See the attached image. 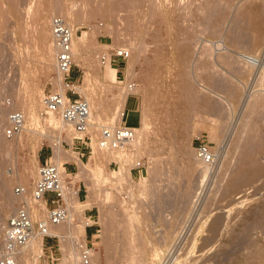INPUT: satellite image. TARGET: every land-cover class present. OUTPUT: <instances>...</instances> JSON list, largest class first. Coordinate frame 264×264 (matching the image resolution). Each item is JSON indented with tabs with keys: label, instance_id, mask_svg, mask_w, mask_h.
Masks as SVG:
<instances>
[{
	"label": "rangeland",
	"instance_id": "rangeland-1",
	"mask_svg": "<svg viewBox=\"0 0 264 264\" xmlns=\"http://www.w3.org/2000/svg\"><path fill=\"white\" fill-rule=\"evenodd\" d=\"M154 1H156L154 4L157 5V7L154 5V8L150 5V2L140 3L137 0L139 5L137 3L134 4L136 1H132L134 5L131 3L135 7L134 9L132 6L134 12L130 6L131 1H129V4L122 6V9L125 7L128 11L127 9L125 11L122 9L119 10L120 17L124 15L122 16L124 20L118 16V27L121 30L123 29V31H130V34L128 33L130 36L127 35V38L131 42L134 41L132 42L134 44V50L131 51L129 49L131 55L124 62L125 69L121 70L122 62L113 63L121 72L120 76L116 77V68L114 66L110 64L102 66L97 60V54L100 51L108 47L123 46L124 42L126 43L124 41L125 39L116 40V37H114V21L106 15L105 8L97 12L94 16L83 13L81 18H78L74 14L78 11L77 8H80V2H77V0H59V3L61 2L60 4L58 3L59 7L55 3V0H0V106L7 108L6 100L12 102V99H10L12 98L11 96L17 94V97L20 96V99L25 102L31 101V107L26 105L25 113L27 116L29 112L28 108L32 109V114L38 124L34 131H22L20 136H17L11 141L13 144L10 142L11 145L9 144L10 146L8 145V148L0 152V163H2L0 166L4 165V167H0V172H2L0 176L6 179L7 176H17L23 170H30L31 175L26 190V196L29 197L37 177V168L40 165L38 155L40 153L45 155L48 152V155L51 156L50 150H53L54 137H59L64 152L68 154L72 153V151L75 152L81 158L84 165L90 171H93L90 173L92 174V181H95L94 184L96 182L99 184L96 188H100V194L98 193L96 195L95 186L93 187L92 185L90 190V186L85 182L86 180L80 177H74V174L78 171L76 163L68 165V162L63 158L58 163L54 159H51L60 168L64 165L69 166L66 170L67 177L65 179L68 186L74 190L78 189V198L80 201L91 203V207L87 208L91 209V211H85V214L83 213L82 216L85 217L88 213L93 215L91 220L92 222L95 221L97 232L93 234L92 239H89L88 247L99 252L101 264H105L106 257L112 252L115 253V250L116 259H114V255L112 256L115 260H113L114 262H117L123 256L121 244L124 240L122 239V242L121 238H118L116 227L114 228L113 226L108 229L109 226L105 223L106 221L108 223L111 218L114 221L115 213L117 214L121 210H126L125 212L129 214L126 213L125 215H130V217L134 218L133 223L135 222L136 224V221L139 223L137 224L141 232L151 237L157 236L160 230L165 229L168 231L167 228L169 227L171 231L174 228L177 232L184 230L183 236L180 237L181 239L179 240V237L177 238L174 235V238L169 242L167 247L157 245L159 249L156 248V251L149 247L143 249L141 256L145 260H143L145 264H169L176 256H178L176 264H264V173H262L263 175L258 174L256 177H252L250 179L251 182L247 180L245 184L243 182L231 189L228 188L231 173L238 168L237 160L240 158V149H242L241 146H243V136L245 134L243 132L244 135L240 137L242 131L239 132L241 124L238 123L240 115L237 107L233 109V114L230 117L233 121L235 118L237 120L232 122V124L230 120H227L226 124L223 125V114L230 111L224 105L226 102L223 101L221 103V101H218L221 104L216 102L215 99L217 98L212 97L210 93V90L216 93L218 92L225 99L230 100L229 93L226 95L228 92L226 90L230 88L236 91L238 95L240 94V97L243 96L244 90L241 89L244 88L239 81L245 85L253 83V70L252 68H248L242 72V69L239 68L244 64L238 60H236V64L233 63L232 69L226 63L227 59L225 61H220L219 58L216 59L215 57L217 55L213 56V51H210L212 53L209 54L212 57L206 54L208 50H212L213 48L210 42H223L227 50L236 49L239 52L258 53V55H261V44L259 46L252 45L242 50L245 47L246 36H251L250 33H256L254 31L255 28L254 26H240L239 19L237 20L236 17L233 18L240 10H243V8L237 10V7L240 8L243 5L242 2H239L241 0H235L234 4L236 3L237 7L235 6L236 4L229 3L230 0H217L218 8L214 5L217 3L213 2L214 0ZM207 1L213 6L206 3ZM219 2H221V5L224 3L227 5L220 6L223 11L219 10L221 9ZM246 2V6H250V13H254V5L264 4V0H247ZM124 3H126V0H124ZM53 4L55 8L62 7L64 21L74 31L73 46L75 50L79 43L76 37L81 36L83 31H86L89 35L92 33L95 36L94 43L90 39L86 41L87 45H91L90 48L88 45L87 54H92V60L90 62L73 60V66L70 72V79H73V84L78 87V90L77 88H74V90L81 98H84L88 102H90L91 97L100 99L107 109L105 115L109 117L114 108V103H117L118 107L121 104V94L124 93L123 90L126 91V83L129 80L136 81V88L139 87L138 89H140L135 92V99L138 102V118L136 113L128 112L125 118V124L135 125L139 121L138 126H135L134 129L137 128L139 131L144 129L146 133L145 139L137 147L138 149H128L129 146L128 148L126 146L125 153H127L121 157L115 158V155L112 158L101 157L98 155L101 152V149L97 145L99 141L98 136H96L97 138L93 137L90 131L86 130L82 141L74 140L71 145L68 139H72L74 136L61 128L59 129L57 125L52 126L48 114L42 113V96L50 91L59 92L58 85L56 83H54L56 85H53L52 82V79L54 81V78L56 79L58 76L55 68V57L52 49V37L49 25L51 18L58 16L56 14L57 10L55 12L52 6ZM199 4L201 7L204 6L202 9H204L203 12L206 10L205 13H200L202 9L199 7ZM128 5L130 6L129 8L127 7ZM214 6L217 9H213ZM92 7H95V5L92 4ZM150 8L155 10H151L152 14L150 13ZM233 8L236 10H233ZM209 10L218 11L217 13L214 11L216 13L214 15L215 18L212 16L211 20L214 23V30L205 31L206 26L204 27L203 25L210 18L209 16L211 14ZM203 15H206L208 19L206 20V17L204 18ZM253 15L258 17L257 20L260 17L259 25L261 20L264 21V15L262 13H255ZM242 18H244L243 14ZM234 19L238 21V24L236 21H232ZM119 20L123 21L120 22ZM201 22L203 24L200 25L199 23ZM233 22L237 25L232 24ZM246 22L243 19V23L245 24ZM127 23L130 25H127ZM124 24L126 25L125 28ZM105 26L109 28L107 29ZM202 26L204 30H202ZM236 37H238L237 40ZM140 40L141 42L143 41L142 43L146 47L142 46ZM239 44L242 46H239ZM97 45L100 48H97ZM139 45L140 47H144L142 48V53L139 51ZM124 47L128 48L129 46L124 45ZM136 49L140 54L137 52V55ZM225 53L221 54L225 56ZM199 54L200 56L198 58ZM221 54L219 55L222 56ZM238 62L239 66H241L236 68ZM197 69L198 73H200V77L198 75V78ZM237 69L238 71L241 70V72L237 73ZM124 71L126 72L124 73ZM190 73V76L194 78L193 80L188 76ZM228 79L230 81H227ZM213 81L216 82L213 83ZM231 83L232 85L234 84V87ZM202 86L205 87L203 88ZM206 87L207 91H205ZM223 89L226 90L223 91ZM253 90L263 92L262 95L264 97V81L256 83ZM194 95L197 96V99ZM75 97L77 95L73 96V98ZM199 98L202 100L200 101ZM135 99L132 97L129 99V107L134 105ZM214 102L216 106L220 104L222 107L220 105L218 106V112H216L217 110L214 111L213 106L211 107V105L215 106ZM202 108L203 110H201ZM196 109H199L201 112L199 110L196 111ZM261 110H263V114L260 116L259 113H262ZM258 112V115L252 121L257 122L256 124L260 128L261 133L257 131L258 127H256L255 132H258L256 134L260 133L261 135L264 134V124H262L264 122V106ZM220 113H223L222 116L219 115ZM187 118L190 119L188 120ZM202 118L203 122L198 123L197 120H202ZM5 126L0 130V138H5L3 134ZM231 130L232 132L234 130V132L231 143L227 147L226 144L229 142L226 140V136L228 133L230 135L232 134L230 132ZM255 132L253 131L254 134ZM45 134H51L53 140L48 139ZM198 135L207 138L213 148L218 150L219 161L214 169L210 166L207 167L210 170L207 169L206 171L208 175L205 173L206 180H204L199 197V204L201 203L202 206L199 207V211L190 213V205L186 206L181 201H183L184 190H187V188L193 190L199 183L198 175L201 169L194 162L196 156L193 149L194 139ZM238 138H241V141L237 148L236 145L234 147V144ZM5 139L9 141L10 138ZM260 155L264 156V154ZM138 160L143 162L144 167L142 170L134 169V165ZM155 165L159 169L157 172L159 179L155 178L154 172H152V168ZM200 168H202L201 165ZM98 171L101 172L100 175H98ZM98 180L100 181L98 182ZM189 184L194 185L192 186L193 188H189ZM16 186H20V184L14 182L11 186V190H14L13 192L15 194ZM153 188L156 189V196L149 194L150 189ZM161 192L165 194L163 193V195ZM160 199L162 200L159 201ZM22 200L15 203L13 208L17 209L23 203ZM48 200H50V196H48ZM179 203H183L186 209L182 208ZM51 207L52 205L49 203L47 206L48 210ZM13 208L3 209L0 214V224L6 220L13 210H16ZM76 208L77 211L81 209L79 205ZM161 209H164V215L161 213L163 211ZM181 209H183L182 212ZM124 211L122 212L124 213ZM181 213L182 217L184 215L188 217L189 215V218H186L188 219L187 222H185L186 220L184 221L185 217L182 219ZM105 215L110 216V218L108 217L109 220H107ZM217 216H221L219 217L220 219ZM161 217L162 219L159 220ZM166 218H169L170 221L168 219L166 220ZM216 219V222L218 220L222 222L220 225V221L217 223V228L219 229H216V234H214L215 232L213 233L210 229V223ZM35 220L38 219L36 218ZM82 221L84 222V218L74 216V223L82 225ZM165 221H167L168 225H164L167 224ZM163 222L165 223L163 224ZM188 228L189 231L187 230ZM90 231H92V228H89L88 232ZM109 232L110 234L107 235ZM82 238L80 235L79 240ZM106 238L109 240V244L104 241ZM1 240L2 234L0 233V244ZM62 243L57 234L43 237V255L38 259L39 261L37 263L32 257L33 255L30 256L31 262L29 261L26 264H34V262L35 264H68L63 262L64 246ZM114 248L115 250H113ZM92 264H96V262Z\"/></svg>",
	"mask_w": 264,
	"mask_h": 264
},
{
	"label": "bare ground",
	"instance_id": "bare-ground-1",
	"mask_svg": "<svg viewBox=\"0 0 264 264\" xmlns=\"http://www.w3.org/2000/svg\"><path fill=\"white\" fill-rule=\"evenodd\" d=\"M54 1V0H53ZM80 2V8H77V10L78 11H76V13H74V14H76L77 15V17L79 18H81V15L83 14V13H87L89 16H94L97 12H100L103 8H105V13H106V15L109 17V18H111V19H113V21H114V27H113V32H114V37H116V40L118 39V40H120V39H125L124 41H126V43L124 42V45H127V46H129L128 47V49H130L131 51H133L134 50V48H133V45L134 44H132V42H134V41H130V39L129 38H127V35L128 36H130L129 34V32L127 31V30H124L123 31V29L121 30L119 27H118V16L120 17V9H122V6H125L126 4H129V1H131L130 2V4L132 3V1H136L134 4H136L137 3V0H126V3H124V0H77V2ZM99 1V2H98ZM212 1V0H211ZM221 1V0H220ZM247 0H241V1H239V2H242L243 3V5L242 6H240V8L239 7H237V4L235 5L234 4V2H235V0H230V2L229 3H233L236 7H237V10H239V9H242L243 8V10H240L233 18H237V20L240 22L239 23V25L240 26H244V25H246V26H248V27H251V26H254V28H255V32L256 33H250L251 34V36H246L247 37V39H246V42H245V44H244V46L245 47H243L242 48V50H244V48H246V47H251L252 45L254 46V45H256V46H259L260 44L262 45V54L261 55H258V53H256V54H252V53H247V52H239V50L237 51L236 49L235 50H231V49H228L227 50V47L226 46H224V44H223V42H210V44H211V46L213 47L212 48V50H208L207 51V53L206 54H210V53H212V52H210V51H213V53H212V55L213 56H216L215 58L217 59V58H219L220 59V61H225L226 59H227V61H226V63L228 64V66L230 67V68H232L233 69V65L234 64H236V60H238V61H240V62H242V64H244V65H240L239 66V62H238V66L236 67V68H238V67H240L239 69H242V72L243 71H245V70H247L248 68H252V70H253V72H252V77H253V79H254V81H253V83H251V84H244L243 82H241V81H239L240 82V84H242V87L244 88V89H241V90H244V94H243V96H241L240 97V94L238 95V93H236V91H233V90H231L230 88H229V90H226V89H223V91H225L226 90V92H227V94L226 95H228V93H229V99L230 100H227V99H225V97L222 95V94H219L218 92L216 93V92H213V91H211L210 90V93L212 94V97H214V98H217V99H219V100H217V99H215L216 100V102H218V101H221V103L224 101V102H226V104L224 103V105L225 106H227V110H229L230 112H228L227 110V112L225 113V114H223V117H222V119H223V125H225L226 124V122H227V120H230L231 121V124H232V122H235V120H237L235 117H237V116H235V117H232V118H235V120L233 121V119H231L230 117H231V115L233 114V109L235 108V107H237V110H239V115H240V119H239V121H238V123L239 124H241V129L239 130V132H241V135H240V137H242L244 134V142L242 143V145L243 146H241L242 147V149H240L241 150V152H240V158L237 160L238 161V168L235 170V171H232V173H231V176H230V180H229V183H228V188L229 189H231V188H233L234 186H236L237 184H239V183H243L244 182V184L246 183L245 181H249L252 177H256V175H258V174H262V173H264V156L263 155H260V154H264V134H261L260 135V128H259V126L256 124L257 122H254V121H252V119L253 118H255L257 115H258V110H260L263 106H264V97H263V92L261 93L260 91H256V90H253V88H254V86H255V84L256 83H258V82H263L264 81V21L263 20H261L260 21V25L258 24L259 23V20H260V17H259V19L257 20V16H255V15H253V14H255V13H262L263 15H264V4L263 5H254V3H253V5H254V13L253 12H251L250 13V9H249V7L250 6H246L247 5V2H246ZM18 2V1H17ZM128 2V3H127ZM138 2H140V3H144V2H150V5L151 6H153V8H154V5H156V4H154L156 1H154V0H138ZM213 2H217L216 4H214V5H216L217 6V8H218V1L217 0H214ZM223 2V1H222ZM15 3H16V1H15ZM55 3L57 4V6L59 7V5H58V3H59V0H55ZM61 3V2H60ZM59 3V4H60ZM123 3H124V5H123ZM132 3V4H133ZM203 3H204V1H203ZM206 3H209L208 1L206 2ZM221 2H219V4H220ZM252 3V2H251ZM92 4H94L95 5V7H92ZM130 5L131 6V8H132V10H133V5ZM138 4V3H137ZM209 4H211V3H209ZM226 3H224V4H222L223 6H227V5H225ZM139 5V4H138ZM212 5V4H211ZM221 4L219 5V7L220 6H222ZM252 5V6H253ZM53 7H54V4L52 5ZM129 5L127 6L128 8L130 7ZM133 6V7H132ZM135 6H137V5H135ZM191 6V5H190ZM213 6V5H212ZM222 6V7H223ZM58 7H54V10H55V12H56V10H57V12H56V14L58 15V16H53V17H60V18H62L63 20H64V13L62 12V7L61 8H58ZM156 7H157V5H156ZM199 7L202 9L204 6H200V4H199ZM198 7V8H199ZM229 7V6H228ZM236 7H234V8H236ZM124 9H122V10H124L125 11V9H127V8H125V7H123ZM138 8V7H137ZM152 8V7H151ZM150 8V13H151V10H153V9H151ZM196 8V7H195ZM213 8V7H212ZM217 8H215V6H214V8L213 9H217ZM221 8V7H220ZM230 8V7H229ZM233 8V10H236V9H234ZM134 9H135V7H134ZM201 9H197V10H201ZM232 9V8H231ZM131 10V9H130ZM131 10V11H132ZM141 10V9H140ZM158 10V9H157ZM203 10L204 9H202L201 10V12L200 11H198V12H200V13H202L203 12ZM219 10H222L223 11V9L221 8V9H219ZM127 11H128V9H127ZM153 11H155V10H153ZM206 11V10H205ZM205 11L203 12V13H205ZM210 11V18L208 19L207 17H206V15H207V13H206V15H203L204 16V18L207 20L205 23H204V27H205V31L206 30H208V31H212V30H214L213 28H214V23H212V16L215 18V14L217 13V11L218 10H213V11H211V10H209ZM216 13H215V12ZM28 12H29V10H28ZM133 12H134V10H133ZM182 12V11H181ZM187 12V11H186ZM231 12H232V10H231ZM17 13V12H16ZM117 13H119L118 15H117ZM220 13V12H219ZM236 13V12H235ZM234 13V14H235ZM253 13V14H252ZM29 14V13H28ZM141 14V13H140ZM152 14V13H151ZM199 14V13H198ZM209 14V13H208ZM242 14L244 15V18H242ZM122 16H124V15H122ZM121 16V17H122ZM126 16V15H125ZM208 16V15H207ZM120 17V18H121ZM18 18V17H17ZM123 18V17H122ZM127 18V17H126ZM128 18H130V17H128ZM203 18V19H204ZM229 18V17H228ZM204 19V20H205ZM232 19V18H231ZM240 19H241V21H240ZM243 19L244 20H246L247 22L244 24L243 23ZM51 20H52V18H51ZM51 20H50V22H51ZM123 20H124V18H123ZM123 20H119L120 22L121 21H123ZM127 20V19H126ZM7 21V20H6ZM79 21V20H78ZM203 21V20H202ZM232 21H236V19H234V20H232ZM238 21H236V23L238 24ZM65 22V21H64ZM232 23V24H234V25H237V24H235V23ZM66 23V22H65ZM231 23V22H230ZM67 24V23H66ZM200 25L201 24H203L202 22L201 23H199ZM49 25H51V23L49 24ZM68 25V24H67ZM107 25V24H106ZM127 25H130V24H128L127 23ZM195 25V24H194ZM224 25V24H223ZM111 26V25H110ZM203 26L201 27L202 28V30H204V28H203ZM222 26V25H221ZM68 27L72 30V28L68 25ZM95 27V26H94ZM97 27V26H96ZM107 29L109 28L108 26H105ZM126 27V25L124 24V28ZM128 27V26H127ZM216 28H217V26H215ZM220 27V26H219ZM219 27H218V30H219ZM232 27H233V25H232ZM97 29V28H96ZM95 29V30H96ZM103 29V28H102ZM127 29V28H126ZM132 29V28H131ZM210 29V30H209ZM212 29V30H211ZM224 29V28H223ZM258 29V30H257ZM50 30H51V27H50ZM98 30V29H97ZM111 30V29H110ZM202 30H200V31H202ZM217 30V29H216ZM215 30V31H216ZM73 31V30H72ZM109 31V30H108ZM205 31H203L204 33H205ZM97 32V31H96ZM214 32V31H213ZM212 32V33H213ZM129 33V34H128ZM215 33V32H214ZM218 33H219V31H218ZM187 34V33H186ZM240 35V34H239ZM249 35V34H248ZM73 36H74V31L72 32V40H71V50H72V57H73V60L74 61H83V62H90V60H92V54L91 55H88L87 53H88V45H87V43H86V41L87 40H91L93 43H94V38H95V36H94V34H90L89 35V33H87L86 31H83V34L81 35V36H77L76 38L78 39V41H79V43H78V47H77V49L75 50L74 49V46H73ZM186 36V35H185ZM241 36V35H240ZM199 37H200V35H199ZM198 37V38H199ZM239 37V36H238ZM238 37H236V40L238 39ZM142 38V37H141ZM185 38V37H184ZM197 38V39H198ZM115 39V38H114ZM183 39V38H182ZM192 39V38H191ZM244 39V38H243ZM184 40V39H183ZM194 40V39H193ZM192 40V41H193ZM202 40H204V39H202ZM241 40H242V37H241ZM185 41V40H184ZM186 41H187V39H186ZM198 41V40H197ZM206 41V40H205ZM143 42V41H142ZM141 42V40H140V43H142ZM179 42H181V41H179ZM189 42V41H188ZM201 42V41H200ZM241 42V41H240ZM236 43H239V42H236ZM241 43H244V42H241ZM144 43H142V46H144V47H146L145 45H143ZM204 44V43H203ZM119 45H121V44H119ZM123 45V44H122ZM124 45L123 46H119V47H124ZM141 45V44H140ZM140 45H139V51L141 52H143V50H142V48H144V47H140ZM205 45H207V44H205ZM204 45V46H205ZM230 45H232V44H230ZM241 44H239V46H240ZM90 46L91 45H89V48H90ZM136 46H137V44H136ZM135 46V47H136ZM193 46V45H192ZM238 46V45H237ZM242 46V45H241ZM53 47V46H52ZM138 47V46H137ZM203 47V46H202ZM97 48H100V46L99 45H97ZM233 48H235V47H233ZM239 48V47H238ZM237 48V49H238ZM53 49V52H54V48H52ZM137 50V49H136ZM145 50V49H144ZM138 50L136 51V53L137 52H139ZM196 51V50H195ZM140 52H139V54H140ZM141 52V53H142ZM209 52V53H208ZM227 53V55H226V53ZM145 53V52H144ZM202 53V52H201ZM200 53V54H201ZM221 53H225V56L224 55H222ZM200 54L198 55V58H199V56H200ZM205 53H204V55H206ZM219 54H221L222 56H220ZM98 55V54H97ZM137 55H138V53H137ZM136 55V56H137ZM140 56V55H139ZM211 55H209V57H210ZM201 57H202V54H201ZM212 57V56H211ZM136 58V57H135ZM213 60V59H212ZM135 61V60H134ZM137 61V60H136ZM197 62V61H196ZM198 63V62H197ZM213 63H214V61H213ZM234 63V64H233ZM106 64H109V63H106ZM129 64V63H128ZM189 64V63H188ZM194 64H195V62H194ZM212 64V63H211ZM241 64V63H240ZM111 65V64H110ZM196 65V64H195ZM214 65V64H213ZM191 66V65H190ZM132 67V66H131ZM196 67V66H195ZM227 67V66H226ZM235 68V69H236ZM132 69V68H131ZM221 69V68H220ZM234 69V70H235ZM194 70V69H193ZM207 70H209V69H207ZM231 70V69H230ZM206 71V70H205ZM194 72V71H193ZM196 72V71H195ZM233 72H236V71H233ZM241 72V70L240 71H238V69H237V73H240ZM200 73H198V69H197V78H198V75H199ZM191 75V73L188 75L189 77H191L190 76ZM199 77H200V75H199ZM192 78V77H191ZM196 78V79H197ZM221 78H222V76H221ZM194 78H192V80H193ZM219 79V78H218ZM189 80H190V78H189ZM191 80V81H192ZM227 81H230L229 79L227 80ZM238 81V80H237ZM52 82H53V85H58V89H59V92L58 93H60V94H62V95H65V89H66V87H65V85H64V82H63V76L62 75H60V74H58V76H57V78L55 79L54 78V81H53V79H52ZM216 81H213V83H215ZM223 82V81H222ZM54 83H56V84H54ZM218 83V82H217ZM230 83V82H229ZM250 83V82H249ZM24 84V83H23ZM238 84V83H237ZM197 85H198V83H197ZM201 85V84H200ZM214 85H216V84H214ZM231 85H232V83H231ZM234 85V84H233ZM232 85V86H233ZM236 85V84H235ZM191 86V85H190ZM226 86V85H225ZM203 88L205 87V86H202ZM223 87H224V85H223ZM227 87V86H226ZM234 87V86H233ZM24 88V87H23ZM73 88H77V90H78V87H77V85H74L73 84ZM110 88V87H109ZM139 88V87H138ZM138 88H136L135 89V92L137 91V90H140V89H138ZM202 88V89H203ZM15 89V88H14ZM58 89H57V91H58ZM108 89V88H107ZM125 89V88H124ZM201 89V90H202ZM126 90V89H125ZM197 90V89H196ZM222 90V89H221ZM203 91V90H202ZM205 91H207V87H206V90ZM204 91V92H205ZM222 91V92H223ZM29 92V91H28ZM112 92V91H111ZM123 92L124 93H122L121 94V96H122V102H121V104L119 105V107H118V104L117 103H114L115 105H114V108H113V110H112V113L109 115V117L108 116H106L105 115V112L107 111V109L104 107V104L102 103V101H100V99H98V98H96V97H91V100H90V102H88L87 100V103H88V126H87V130L88 131H90V134H92V136L93 137H96V136H98V138H99V136H100V131H101V129L102 128H104V127H114V126H118L119 124H120V122H121V112L123 111V108H124V104H125V101H126V98H127V91H124L123 90ZM204 92H202V93H204ZM208 92H209V90H208ZM190 93V92H189ZM202 93H200L201 95H202ZM225 93V92H224ZM10 94V93H9ZM200 94H198V96L200 95ZM196 95H197V93H196ZM204 95H205V93H204ZM203 95V96H204ZM30 96V95H29ZM188 96V95H187ZM12 98H10V99H12V102H10V106L8 107L7 106V108L5 107H2V106H0V130H2L3 129V127L5 126V124L7 123V116H8V112L10 111V110H16V109H19L20 111H22L23 113H24V116H25V120H24V125H23V130L22 131H25V132H31V131H34L36 128L35 127H37L38 126V124H37V122H36V120H35V118H34V115L32 114V109H30V108H28L29 109V112L27 113V116H26V113H25V107H26V105L28 106V107H31L30 106V102L31 101H24V100H22V99H20V96L19 97H17V94H13L12 96H11ZM116 97V96H115ZM194 97H196V99H197V96H195L194 95ZM200 97V96H199ZM29 98V97H28ZM31 98H32V96H31ZM66 98H67V96H66ZM191 98V97H190ZM200 98H202V96L200 97ZM199 98V99H200ZM228 98V97H227ZM109 100V99H108ZM191 100V99H190ZM202 99H200V101H201ZM111 101H112V99H111ZM195 101V100H194ZM210 101H211V99H210ZM28 102V103H27ZM205 102V101H204ZM208 102V101H207ZM5 103V102H4ZM215 103V102H214ZM218 103H220V102H218ZM217 103V104H218ZM220 103V104H221ZM192 104V103H191ZM207 104V103H206ZM213 104V103H212ZM220 104H218V106L220 105ZM32 105V104H31ZM223 105V104H222ZM190 106V105H189ZM203 106V105H202ZM213 106V108H214V111H216V112H218V106H216V103H215V106L214 105H211V107ZM224 106V107H225ZM33 107V106H32ZM112 107H113V105H112ZM220 107H221V105H220ZM223 107V108H224ZM110 108V107H109ZM207 108H209V107H207ZM206 108V109H207ZM222 108V107H221ZM226 108V107H225ZM224 108V109H225ZM205 109V108H204ZM224 109H222L223 111H224ZM109 110V109H108ZM194 110V109H193ZM192 110V111H193ZM199 110V109H198ZM197 109H196V111H198ZM201 110H203V108L201 109ZM221 110V109H220ZM219 110V111H220ZM28 111V110H27ZM200 111V110H199ZM213 111V110H212ZM222 111V112H223ZM263 110H261V112H262ZM109 112H110V110H109ZM201 112V111H200ZM207 112V111H206ZM222 114L220 113L219 115H221L222 116ZM228 114H229V116H228ZM261 114H263V112L262 113H259V115L261 116ZM48 116L50 117V124L52 125V126H56L57 125V127H59V129L61 128L62 130H64V131H66V132H69L70 134H72L74 137L71 139H68V142H69V144H71L72 145V143L74 142V139H80V134H75L74 132H72L71 131V129H70V127L69 126H66L64 123H63V121H62V119H61V116H60V114L59 113H54V112H49L48 113ZM190 117V116H189ZM258 118V117H257ZM188 119V118H187ZM190 119V118H189ZM188 119V120H189ZM264 120V119H263ZM262 120V121H263ZM187 121V120H186ZM229 121V122H230ZM197 122L198 123H202L203 122V118H202V120H197ZM261 122V121H260ZM237 123V124H238ZM262 124H264V122H262ZM257 125V126H256ZM6 127V126H5ZM144 127V126H143ZM224 127V126H223ZM256 127H258L257 128V131H259L260 133L259 134H256V133H258V132H255L256 130ZM133 128V131H134V137H133V139L131 140V141H129V142H127V143H125L124 145H122V146H120V147H118V148H115V149H104V148H101V147H99V141L97 142V145H98V148L99 149H101V152L98 154L99 156H104V157H107V158H112V156H114L115 158H118V157H121L123 154H126L125 153V148H126V146H127V148H128V146H129V148L128 149H132V148H137L138 146H140V144H141V142L145 139V135H146V133L144 132V129H142V130H140L139 131V129L137 130V128L136 129H134V127H132ZM231 129H232V127H231ZM235 130V129H234ZM234 130H233V132H234ZM253 131L255 132V134L253 133ZM230 132H232V130L230 131ZM233 132H232V134L230 135L229 133L227 134V136H226V140L229 142H226V143H228V144H226V146L228 147L229 145H230V143H231V138H232V136H233ZM243 132H244V134H243ZM21 134V133H20ZM20 134L19 135H17V136H20ZM238 135H239V133H238ZM16 136V137H17ZM45 136L46 137H48V139H52L53 140V137H52V135L50 134H48V135H46L45 134ZM231 136V137H230ZM16 137H12V138H10L9 139V141H8V139H5L4 137H1L0 138V152L1 151H3L4 149H6V148H8L11 144H10V142L11 141H13ZM237 137V136H236ZM55 139L53 140V144H54V146H53V150H52V153H51V156H52V158L55 160V162L56 163H58L59 162V160L61 159V158H63V159H65L67 162H74V163H76V165H77V173L76 174H74V177H80V178H83L84 180H86L85 182H87V184L90 186V190H91V186L93 185V187L95 186V191H96V193H95V191H94V193L97 195L99 192H100V188L98 189V188H96L99 184L96 182L95 184H94V180L92 181V172L93 171H90L89 169H88V167H86L85 165H84V163H83V161L81 160V158L75 153V152H73L72 151V153H70V154H68V153H66V152H64V150L62 149V147H61V144H60V138L59 137H54ZM97 138V137H96ZM239 139V138H238ZM237 139V140H238ZM99 140V139H98ZM236 140V142H235V144H234V147H235V145H236V147L238 148V144L240 143V141H241V138L239 139V141H237ZM255 140V141H254ZM252 141H254V142H252ZM12 143V142H11ZM10 144V145H9ZM13 144V143H12ZM9 145V146H8ZM143 145V144H142ZM223 145V144H222ZM138 149V148H137ZM136 150V149H135ZM130 151V150H129ZM226 151V150H225ZM221 153V152H220ZM257 153V154H256ZM76 154V155H75ZM191 155V154H190ZM51 156H50V159H51ZM117 156V157H116ZM238 157V156H237ZM196 160V161H195ZM3 162V161H2ZM194 162L197 164V166H199V169H201V170H199V183H198V186L196 187V185H195V189L192 187V186H194V185H190L189 186V188L190 187H192L193 188V190H191V188L190 189H188L187 188V190H184V192H183V201H181V202H183V203H185L184 205H186V206H188V205H190V213L191 212H193L194 213V211H199L200 210V206H202L201 205V203L199 204V197H200V194H201V188H202V186H203V184H204V180H206L205 179V173L207 174L208 172H206L207 171V169H209V168H207L208 166L207 165H205V164H202L196 157L194 158ZM194 163V164H195ZM2 163H0V165H1ZM182 164V163H181ZM236 164H237V162H236ZM157 165H158V163H157ZM200 165L202 166V168H200ZM233 165V164H232ZM62 166V165H61ZM160 166V165H159ZM1 168L2 167H4V165H2V166H0ZM0 168V169H1ZM98 168H100V167H98ZM158 167L155 165L153 168H152V172H154V176H155V178H157V179H159V177H157L158 176V171H159V169H157ZM160 168V167H159ZM126 169V168H125ZM58 170H59V176H60V180H61V183H62V187H63V200H64V203H65V205H66V208H67V211H68V218L65 220V221H63V222H61V223H59V224H51V223H49V221H48V208H47V205H46V200H45V198H42L41 200H38V201H32L29 197H27L26 196V193L25 194H22V195H18V194H15L12 190H11V186H12V184L14 183V182H18L19 184H20V186H23V187H25V189L27 190V188H28V183H29V178H30V175H31V171L30 170H23V171H21V173L20 174H17V176H14V175H10L8 178L6 177V179L5 178H2V176H0L1 178H0V202H1V207H0V214L2 213V211H3V209H12L13 208V205L15 204V203H17V202H20V200L21 199H23L22 201H23V203L24 202H26L27 203V206H28V208L30 209V211H31V214H32V216H33V218H34V220L37 218L38 220H41V221H44L46 224H47V226H48V232H49V236L50 235H52V234H57L59 237H60V239H61V241L63 242L62 243V245L64 246V249H63V262L64 263H68V264H84L83 263V261H82V251L84 250V249H88L89 250V253H90V257H91V261H90V263L89 264H92L93 262H96V264H101V262H100V256H99V252L98 251H95L93 248H90V247H88L87 245H86V241H85V239H86V237H85V225L86 224H90V223H92V221L90 220V219H87V218H85V217H83L82 216V214L84 213V209H86V208H90L91 207V203L90 202H85V201H80L79 200V198H78V194H77V192H78V189H72V188H70L69 186H68V183L66 182V177H67V174H66V170H65V167L64 166H62L61 168H60V166H58ZM100 170V169H99ZM161 170V169H160ZM210 170V169H209ZM1 171V170H0ZM201 171V172H200ZM14 172V171H13ZM91 172V173H90ZM97 172V171H96ZM99 172V171H98ZM183 172V171H182ZM1 174H2V172H0ZM100 173L101 172H99V174L98 175H100ZM219 173V172H218ZM96 174V173H95ZM107 174V173H106ZM188 174V173H187ZM124 175H126V174H124ZM208 175V174H207ZM263 175V174H262ZM95 176V175H94ZM188 176H189V174H188ZM124 177H127V176H124ZM168 177V176H167ZM186 177H187V175H186ZM93 178H95V177H93ZM153 178V177H152ZM253 179H255V178H253ZM101 180V179H100ZM100 180H98V182L100 181ZM103 180V179H102ZM167 180V179H166ZM97 181V180H96ZM250 182H251V180H250ZM100 183H102V182H100ZM248 183V182H247ZM258 184V183H257ZM151 186V185H150ZM149 186V187H150ZM155 186V185H154ZM169 186V185H168ZM92 187V188H93ZM157 187V186H156ZM182 187V186H181ZM252 187V186H251ZM228 188H226V189H228ZM164 189V188H163ZM182 189V188H181ZM225 189V190H226ZM155 188H153V189H150V191H149V194H151V196H156V193L157 192H155ZM171 190H173V189H171ZM224 190V191H225ZM158 191V190H157ZM161 191V190H160ZM173 192V191H172ZM246 192V191H245ZM164 193V192H163ZM162 192H161V194H163ZM181 193V192H180ZM100 194V193H99ZM160 194V195H161ZM165 194V193H164ZM163 194V195H164ZM253 194V193H252ZM181 195V194H180ZM151 196H150V199H151ZM162 196V195H161ZM160 196V197H161ZM27 197V198H26ZM163 198H164V196H162ZM153 198H156V197H153ZM157 199V198H156ZM155 199V200H156ZM159 199V198H158ZM182 199V198H181ZM162 199H160L159 201H161ZM180 200V199H179ZM164 201V200H163ZM160 203V202H159ZM183 203H179V205H181L182 206V208H185L186 206H183ZM38 204V205H37ZM199 204V205H198ZM77 205H79L80 207H81V209L79 210V211H77V208H76V206ZM159 205V204H158ZM161 206H162V204H160ZM163 205H164V203H163ZM20 206V205H19ZM107 206V205H106ZM180 206V207H181ZM179 207V208H180ZM161 208V207H160ZM233 208V207H232ZM13 209H16V208H13ZM165 209V208H164ZM164 209H161V210H163L161 213H163V215H164ZM186 209V208H185ZM184 209V210H185ZM182 210L183 209H181V212H182ZM262 210V209H261ZM16 210H13V212H15ZM122 211H124V210H121L120 212H117V214L115 213V219H114V221L112 220V218L109 220L108 219V217L110 218V216H106V218H107V220H109V222L107 223V221L105 222L108 226V229L109 228H112L113 226H114V228L116 227L117 228V231H118V238H121V240L123 239L124 240V242H123V240H122V244H121V247H122V257H120V260H118L117 262H114L115 260L114 259H116L115 258V256H116V250H115V248L113 249V250H115L114 252L115 253H110V255L108 256V257H106V263L105 264H145L144 263V259H143V257L141 256V252H143L142 250L143 249H145L146 247H149V248H151L152 250H157V249H159L158 248V246L157 245H162V246H165V247H167L168 245H169V242L174 238V235L180 240L181 238L180 237H182L183 236V234H184V230H181V231H179V232H177V230L174 228H172L173 230L171 231L170 229V227L169 228H167V230L168 231H166L165 229L164 230H160V233L156 236L155 235V233H154V235H155V237H151L150 235H147V234H144V233H142L141 232V230H140V228L138 227V222L136 221V219H135V221H136V224H135V222L133 223V221H134V218H132V217H130V215L129 216H127V215H125L126 213H128V212H125L124 211V213L122 212ZM165 211H166V209H165ZM180 211V210H179ZM12 212V213H13ZM122 212V213H121ZM106 213V212H105ZM155 213H157V212H155ZM192 213V214H193ZM196 213V212H195ZM129 214V213H128ZM136 214V213H135ZM132 215V214H131ZM159 215V214H158ZM230 215V214H229ZM74 216H77V217H79V218H84V222H83V224L82 225H78V224H76V223H74ZM178 216H180V215H178ZM228 216V215H227ZM112 217V216H111ZM160 217V216H159ZM163 217V216H162ZM162 217L159 219V220H161L162 219ZM181 217H182V213H181ZM180 217V218H181ZM183 217H185V219H184V221L185 222H187L188 221V219H186V218H189V215H188V217L187 216H183ZM183 217H182V219H183ZM218 217V216H217ZM216 217V218H217ZM219 217H221V216H219ZM218 217V218H219ZM105 218V219H106ZM156 218H157V216H156ZM194 218V217H193ZM217 218V219H218ZM104 219V220H105ZM158 219V218H157ZM169 220V218H166V220ZM176 219V218H175ZM217 219L216 220H212V223H210V229L212 230V232L214 233V234H216V229H219V228H217V223H219V221H220V223H219V225L221 224V220H218V222H216L217 221ZM220 219V218H219ZM165 220V219H164ZM163 220V221H164ZM180 220V219H179ZM178 220V221H179ZM170 221V220H169ZM178 221H176L177 223H178ZM213 221H215V222H213ZM166 223H167V221H165ZM165 222H163V224L165 223ZM175 222V223H176ZM184 222V223H185ZM176 223V224H177ZM189 223V222H188ZM209 224V223H208ZM164 225H168V223L167 224H164ZM178 225V224H177ZM185 225V224H184ZM183 225V226H184ZM223 225V224H222ZM0 226H1V224H0ZM166 227V226H165ZM183 228V227H182ZM186 229V228H185ZM188 231H189V228L187 229ZM211 230H210V232H211ZM221 230H222V228H221ZM114 231V230H113ZM112 231V232H113ZM247 231V230H246ZM116 232V231H115ZM187 232V231H186ZM223 232V231H222ZM0 233H1V227H0ZM114 233V232H113ZM242 233V232H241ZM110 234V232L107 234V235H109ZM168 234H170V235H168ZM187 234V233H186ZM185 234V235H186ZM212 234V233H211ZM220 234V233H219ZM82 236L83 238L82 239H80L79 240V236ZM218 236V235H217ZM246 236V235H245ZM117 238V239H118ZM116 239V240H117ZM216 239V238H215ZM111 240V239H110ZM178 240V241H179ZM184 240V239H183ZM209 240H211V239H209ZM105 242H107L108 243V239L106 238L105 240H104ZM176 241V240H175ZM204 241H205V239H204ZM1 242H2V240H1ZM205 242H207V241H205ZM205 242H203L204 244H205ZM109 244V243H108ZM115 244V243H114ZM210 244V243H209ZM120 245V244H119ZM211 245V244H210ZM226 245V244H225ZM0 246H1V244H0ZM151 246V247H150ZM179 246V245H178ZM186 246V245H185ZM184 246V247H185ZM203 246V245H202ZM170 248H171V246H169ZM175 247V246H174ZM229 247V246H228ZM157 248V249H156ZM121 249V248H120ZM175 249V248H174ZM235 249V248H234ZM170 250V249H169ZM168 250V251H169ZM172 250V249H171ZM160 251V250H159ZM179 251V250H178ZM173 252V251H172ZM118 253H120V252H118ZM137 253H139V254H137ZM168 253V252H167ZM121 254V253H120ZM143 254V253H142ZM176 254V253H175ZM33 255V256H32ZM43 255V237L42 236H40L38 233H36V232H34L33 233V235L31 236V238L29 239V241L27 242V244H26V246H25V248L23 249V251L20 253V255H19V257H18V264H26V263H28L29 261H30V256H32L33 258H34V260L36 261V263H37V261H39L38 259L41 257ZM114 255V256H113ZM227 255V254H226ZM112 256L114 257V259L112 258ZM121 256V255H120ZM152 256V255H151ZM184 256V255H183ZM177 257L178 256H176L175 257V259L172 261V262H170L169 264H176V262H177ZM194 257V256H193ZM172 258V257H171ZM170 258V259H171ZM227 259V258H226ZM33 260V261H34ZM114 260V261H113ZM144 260V261H143ZM223 260V259H222ZM168 261V260H167ZM31 262V261H30ZM34 264H35V262H34ZM147 264V263H146ZM165 264V263H164Z\"/></svg>",
	"mask_w": 264,
	"mask_h": 264
},
{
	"label": "built area",
	"instance_id": "built-area-1",
	"mask_svg": "<svg viewBox=\"0 0 264 264\" xmlns=\"http://www.w3.org/2000/svg\"><path fill=\"white\" fill-rule=\"evenodd\" d=\"M50 27L56 72L63 76L66 90L65 95L52 91L45 93L41 98L42 113H59L63 123L69 126L75 134H80V139L74 140L82 141L88 126V103L74 90V81L70 79V72L73 66L71 50L72 30L60 17H53ZM130 55L131 51L126 47H108L98 53L97 60L102 66L106 63L122 62V70L125 69L124 62ZM117 69L120 72L118 67ZM136 87L137 83L135 80H129L126 83L127 97L135 98ZM75 95L77 97L73 98ZM6 104H10L9 100H6ZM125 114L126 112L123 108L121 122L118 126L101 129L98 142L99 147L115 149L133 139L134 131L132 127L125 124ZM24 120L25 116L22 111L11 110L7 117V125L3 130L4 136L12 138L19 135L23 130ZM193 149L196 158L202 164L210 166L212 169L217 166L219 152L216 148H213L207 138H204L202 135L196 136L193 142ZM143 167V162L140 160L134 165V169L137 170H142ZM15 192L18 195H22L26 193V189L23 186H16ZM48 196H50V200H48ZM29 198L32 201L45 198L47 206L49 203L52 205L48 210L49 223L59 224L68 218V211L63 200V187L58 165L50 159L49 155L37 168V177ZM92 226V223L86 224L85 230ZM34 232L42 237L49 236L47 224L41 220H34L27 203L24 202L1 224L0 264H18L20 253ZM96 232L97 229L94 230V233ZM93 234L90 235L91 238H93ZM86 245L88 246L87 242ZM82 261L84 264L90 263L91 257L88 249L82 251Z\"/></svg>",
	"mask_w": 264,
	"mask_h": 264
},
{
	"label": "crops",
	"instance_id": "crops-1",
	"mask_svg": "<svg viewBox=\"0 0 264 264\" xmlns=\"http://www.w3.org/2000/svg\"><path fill=\"white\" fill-rule=\"evenodd\" d=\"M111 65L114 66L113 64H111ZM115 68H116V77H119L120 76V72L118 71L117 67H115ZM130 98L131 97H127L126 98V101H125V104H124V110L126 112L125 118H126V115H127L128 112H134V113H136L137 118H138V113H137L138 112V102H137V100L134 97H132V98L135 99V102H134V105L133 106L129 107L128 103H129V99ZM138 124H139V121L135 125H128V126L135 127V126H138ZM51 153H52V149H51ZM79 154H81V152H79ZM47 156H48V152L45 155H43L42 153H40L38 155V161H39V163H42L47 158ZM51 159H53L52 156H51ZM73 163L74 162H68V165H72ZM67 167H69V166H65L66 170H67ZM85 211L89 212V211H91V209H87V208H86V210L84 209V214H85ZM92 217H93V215L91 213H88V215L85 216V218L90 219V220H91ZM92 224H93L92 227H88L85 230V232H86L85 233V237H86V242L87 243L89 242V239H92L90 235L93 234L94 233V230L96 229V227H95V221H93ZM89 228H92V231L88 232L89 231Z\"/></svg>",
	"mask_w": 264,
	"mask_h": 264
}]
</instances>
